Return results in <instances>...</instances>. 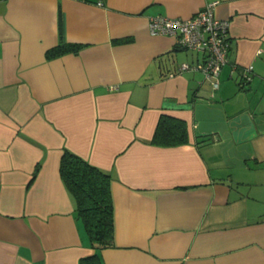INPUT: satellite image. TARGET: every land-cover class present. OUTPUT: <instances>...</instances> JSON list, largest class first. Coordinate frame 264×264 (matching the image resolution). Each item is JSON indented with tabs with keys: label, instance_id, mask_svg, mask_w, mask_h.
Instances as JSON below:
<instances>
[{
	"label": "crops",
	"instance_id": "obj_1",
	"mask_svg": "<svg viewBox=\"0 0 264 264\" xmlns=\"http://www.w3.org/2000/svg\"><path fill=\"white\" fill-rule=\"evenodd\" d=\"M211 3L229 21L217 89L201 53L147 25ZM60 43L81 48L47 60ZM161 116L185 123L186 144H152ZM64 150L110 177V248L95 252L76 218ZM95 254L98 264H264V0L0 1V264Z\"/></svg>",
	"mask_w": 264,
	"mask_h": 264
},
{
	"label": "trees",
	"instance_id": "obj_2",
	"mask_svg": "<svg viewBox=\"0 0 264 264\" xmlns=\"http://www.w3.org/2000/svg\"><path fill=\"white\" fill-rule=\"evenodd\" d=\"M1 1V0H0ZM81 45L60 43L46 51L47 60L76 53ZM187 128L183 121L161 116L152 144L172 147L186 144ZM61 180L75 203L76 218L83 224L90 247L98 252L113 246V202L110 177L79 156L64 150L60 163ZM80 264H98L97 255L83 259Z\"/></svg>",
	"mask_w": 264,
	"mask_h": 264
},
{
	"label": "built area",
	"instance_id": "obj_3",
	"mask_svg": "<svg viewBox=\"0 0 264 264\" xmlns=\"http://www.w3.org/2000/svg\"><path fill=\"white\" fill-rule=\"evenodd\" d=\"M215 5L208 4L188 19L151 16L147 20L151 35L173 37L180 48L203 55L197 68L205 74L213 89L219 86L218 77L227 63L229 50V21L215 16ZM182 68L188 69L189 66L185 64ZM241 79L245 83L251 82L252 67L242 72Z\"/></svg>",
	"mask_w": 264,
	"mask_h": 264
}]
</instances>
